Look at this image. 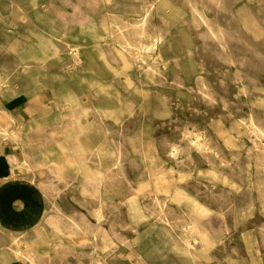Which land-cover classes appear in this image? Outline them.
Returning <instances> with one entry per match:
<instances>
[{
	"label": "rangeland",
	"instance_id": "374dc122",
	"mask_svg": "<svg viewBox=\"0 0 264 264\" xmlns=\"http://www.w3.org/2000/svg\"><path fill=\"white\" fill-rule=\"evenodd\" d=\"M17 1L38 4L29 22L0 0V152L45 184V264H183L192 217L207 242L189 230L186 264H264V0H147L145 16L125 8L142 0ZM135 20L152 37L128 84L115 49ZM64 38L105 52L101 76L83 54L74 80L59 71ZM162 186L187 194L184 216L172 199L157 220Z\"/></svg>",
	"mask_w": 264,
	"mask_h": 264
},
{
	"label": "crops",
	"instance_id": "0c3cea01",
	"mask_svg": "<svg viewBox=\"0 0 264 264\" xmlns=\"http://www.w3.org/2000/svg\"><path fill=\"white\" fill-rule=\"evenodd\" d=\"M23 154L18 148L0 152V264H45L54 254V243H43L40 233L46 228L45 184L20 166Z\"/></svg>",
	"mask_w": 264,
	"mask_h": 264
},
{
	"label": "bare ground",
	"instance_id": "6f19581e",
	"mask_svg": "<svg viewBox=\"0 0 264 264\" xmlns=\"http://www.w3.org/2000/svg\"><path fill=\"white\" fill-rule=\"evenodd\" d=\"M105 0H98V2H104ZM109 1V0H107ZM209 3L215 7H218V5H223L224 7H227V5L225 3L220 4L219 1L217 0H208ZM12 2V6L14 8V13L15 16L18 18L23 19H27L29 22L32 21V18L30 16L29 13V9H34L36 8L35 5L38 4L37 2H33L30 6H27L26 4H23V2L21 1H17V0H11ZM134 5L133 4H126L125 8L128 9L131 13L133 11H135V13H137V15H144L147 14L146 12H148L150 10V8H152L154 5L151 3L149 6H147V0H142L141 4L139 5ZM44 7L47 6H38L39 9L43 10ZM133 7V8H132ZM132 8V9H130ZM128 11V12H129ZM139 13V14H138ZM130 15V14H129ZM103 20H106V14L103 16L102 18ZM239 20L243 23L244 27L246 28H252L254 33L259 32V28L256 25L255 19H253L249 14L247 13H241ZM107 22V21H106ZM137 21L135 20L134 22H128L126 24V26L130 29H128L126 31L125 34V42L127 44V47L123 50L122 48L120 49L119 47H116L115 52L117 54H119L120 58L123 61V65H122V71L125 73L126 75V81L128 84L133 83V76L139 74L140 70L142 69V65H141V56H142V52H141V48L143 45V40L144 39H151L152 35L150 33H146L145 31H138L137 29L134 28L133 23H136ZM108 23V22H107ZM130 30H135V32L137 33V36L131 40L128 37V33H130ZM63 42H65V47L63 50L64 53V59H62L60 65H59V71L62 74H65L66 77L68 78H75L77 72H79V65L82 63V54L85 55L86 57V61L88 62L91 71H93L94 73H96L98 76H101V72L103 71V68L98 64V59H97V52L98 54L101 56H105V52L101 51L98 48H80L79 44H73V45H69L68 42H66L65 38L62 40ZM105 65L108 68H111L109 66L108 60L105 59ZM153 66H151V68L147 71L148 74H152V70ZM108 74V72H107ZM110 75V74H108ZM81 95L79 96L77 103H88V102H92L93 101V95L91 93H88L86 91H81L80 93ZM100 100H105L104 98H100ZM20 101L19 98H17L15 100V102ZM8 134L10 135L11 138L13 137H18V130L15 128H11L8 129ZM263 155V154H262ZM264 159V156L263 158ZM158 165L154 166V169L160 171L158 169ZM152 171H155V170ZM150 191L149 194L152 197V200H155L157 202V204L159 205L160 208V213L157 217V220H165L167 219L165 214L169 212L170 210V205L168 204L172 199L176 201V203H178L179 205H181V212L183 214V216L185 215V204H183V200H186L188 202V196L186 193L184 192H180V191H176L175 194H171L170 193V188L169 187H165L162 186V188H158L157 190H148ZM160 191L165 192L163 195L160 194ZM166 206V208H165ZM94 214L97 218H101L103 216V211L102 209H98L96 211H94ZM186 222L189 223L188 225H186ZM158 223V222H155ZM180 228H181V237L182 239H184V243H183V252L186 253L185 256H182V262L183 264H186V260L187 262H189L191 257H194L196 255V253H194V251L192 250L191 247V242L189 241V237L187 236V233L189 232V230H193L195 231L197 234H199V236L201 237V240L204 241L205 243L207 242V238H206V234L204 229L201 227V220L198 219H193V217L189 220H185L184 218L182 219L181 223L179 224ZM166 229L165 232L167 234L168 237H171V239H175L173 234H171V231L169 230L168 227H165ZM95 246H97V242L95 241ZM95 259V258H94ZM94 259H92L94 261ZM35 264V263H33Z\"/></svg>",
	"mask_w": 264,
	"mask_h": 264
}]
</instances>
